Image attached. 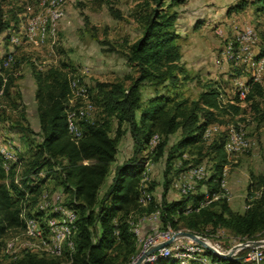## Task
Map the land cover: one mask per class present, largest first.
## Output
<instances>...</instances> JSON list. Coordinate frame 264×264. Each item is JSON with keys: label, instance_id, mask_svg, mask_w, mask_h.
I'll list each match as a JSON object with an SVG mask.
<instances>
[{"label": "trees", "instance_id": "1", "mask_svg": "<svg viewBox=\"0 0 264 264\" xmlns=\"http://www.w3.org/2000/svg\"><path fill=\"white\" fill-rule=\"evenodd\" d=\"M152 2L153 4L148 1L137 14L143 25V32L131 44L127 54L129 62L139 67V76L129 85L123 81L97 84L98 94L95 101L107 118L83 120V135L79 140L71 138L66 117V102L71 92L70 71L65 66L52 65L46 72L37 73L36 99L41 141L29 160L31 166L26 167L24 163L21 183L31 188L28 184L31 179L29 175H36L46 169L48 174H54L64 190H70L76 196L79 200L76 204L79 213L76 245L63 256L25 251L17 259H0V264H130L139 252L131 222L133 217L159 207L162 222L175 229L181 228L175 218L178 215L179 218H188L186 228L194 232L201 229L202 225L224 227L244 236H253L264 230V172L257 176V184L262 189L261 196L253 200L245 211L234 210L227 196L222 195L224 189L221 186L224 165L228 162L225 150L227 130H223L220 137H215L209 144L203 139L208 124L237 122V114L247 113L246 106L241 104L243 100L250 101L255 111H260L264 84L249 76L247 84L250 88L246 97L242 99L238 94L235 100L226 104L220 99L221 87L215 80L207 82L199 96L190 101L184 99L174 104L164 94L158 93L150 96L143 104L142 85L145 80L157 83L169 80L176 85L180 75L185 72L180 62L181 46L176 41L178 33L174 27L177 12L166 8V0ZM247 4H257L258 10L264 8V0H243L236 8L240 9ZM0 16L2 33L11 27L12 21L2 19L1 6ZM13 17L18 23V16ZM7 71L4 59L0 60V90L3 89L0 101L6 97L11 85V75H4ZM111 117H116L120 126L124 123L128 125L126 131L131 134L133 152L116 164L111 179L104 187L112 165L117 160L122 136L121 127L115 135L111 134ZM244 118L245 116L241 117ZM177 131L180 137L167 152L169 168L173 166V159L178 151L184 152L190 145L205 143V147L212 152L214 162L210 164L209 175L199 182H206L211 194L220 195L200 210L186 213V204L198 203L204 193L196 189V192L190 191L181 194L179 198L169 199L167 193L172 181L167 179L162 203L159 204L153 194L152 182L148 190L152 192L153 198L148 206L143 207L140 202L141 178L146 160L148 157L156 160L164 156L171 135ZM155 133H159L160 140L151 153L145 154ZM3 162V155L0 154V238L11 231L23 229L21 212L26 201V191L16 182V165L6 171ZM30 170L32 173L29 174ZM45 186L43 184L38 187L36 193ZM103 188L105 189L101 194ZM29 197L33 198L31 204L34 206L37 201L36 194ZM167 261L166 258H160L156 262L145 264H163ZM225 261L228 264H242L239 260Z\"/></svg>", "mask_w": 264, "mask_h": 264}, {"label": "rangeland", "instance_id": "2", "mask_svg": "<svg viewBox=\"0 0 264 264\" xmlns=\"http://www.w3.org/2000/svg\"><path fill=\"white\" fill-rule=\"evenodd\" d=\"M148 1L153 4L152 0H71L66 3L65 17L59 22L56 34L48 36L45 41H35L26 38L25 30L28 17L43 9L40 0H0L3 9L2 19L12 21L10 29L0 33V60L4 59L5 65L6 57L11 52L15 54L14 59L5 65L8 73L4 75H11V85L6 97L0 101V140L19 155L20 162L16 164L17 183H21L24 163L26 167L31 166L29 160L41 141L36 99L37 73L46 72L52 65L65 66V69L70 71V75L80 79V85L88 90L90 99L95 105L85 119L94 121L107 118L99 103L96 104L95 101L98 94L97 84L123 81L129 85L139 76V67L129 62L127 54L131 44L142 35L143 25L137 14ZM241 1L243 0H166V8L177 12L174 27L178 33L176 41L181 46L180 62L185 72L180 75L176 85L169 80L160 83L145 80L142 85L143 104L150 96L158 93L164 94L170 103L175 104L176 101L184 99L190 101L199 96L210 80L220 84V99L223 104L235 100L240 89L243 88V82L247 83L249 76L253 78L252 71L246 69L250 62L248 54H252L253 59H257L256 57L264 53V8L258 10L257 4L236 8ZM13 15L18 16V23L15 22ZM248 27L252 28L259 38L257 43L250 44V52L237 37L238 33ZM16 40L19 42L15 43ZM261 83L264 84V76ZM77 100L82 101L83 98L80 96ZM260 101V111H255L250 101H241V104L246 106L247 113H239L235 117L237 122L240 121L245 125L246 134L255 140L254 143L245 150L233 153H229L225 148L228 162L224 167L227 165L228 170L226 190L223 188L225 194L222 195L227 196L234 210L241 212L262 194V189L257 184V176L264 172V118L262 119L264 97ZM240 116L245 118L241 119ZM225 117L229 118V116ZM111 119V134L115 135L117 129L121 127L122 136L117 160L112 165L104 187L111 179L116 164L133 152V140L130 132L126 131L128 125L124 123L120 126L116 117ZM237 122L208 124L205 131L208 128L211 132L208 135L204 132V141L209 144L215 137H220L223 130L228 132L230 124ZM179 135V131L171 135L164 156L156 160L150 158L141 178V183L146 180L148 187L153 182V194L159 204L164 199L167 179L172 181L169 183L167 197L179 198L181 193L174 183L189 165L204 164L209 175L210 164L214 162L210 148H206V144L202 142L190 145L184 152L178 151L173 159V166L169 168L167 152L179 139ZM147 151L150 152L149 147ZM30 172L32 173V170L28 171L29 174ZM29 178L31 179L28 184L31 188L26 185L23 187L30 190L32 196L36 194L38 197L40 192L36 193V189L43 184L53 190H64L54 174H48L46 169L36 175L30 174ZM196 189L204 193V197L198 202L210 193L206 182L195 183L193 191L196 192ZM149 203L150 201L142 203V206L146 207ZM187 206L193 207L194 203L189 202ZM186 207L184 211L188 213ZM149 215V212L138 214V217H133L131 221L134 225L139 218L146 216L142 221L144 238L154 232L147 224L150 221ZM175 218L178 219V226H181L179 229L190 230L186 228L188 218H179L178 215ZM157 223L159 230H166L172 226L165 225L161 219ZM172 228L174 229L173 226ZM21 231H11L0 238L2 241L0 259L11 260L3 246L10 237L20 235ZM196 233L206 237L210 243L219 244L225 249L236 243L264 239V230L253 236H244L224 227L214 228L212 225H202ZM19 238L23 239V235ZM136 241L139 252L130 264H133L137 256L147 249H144V243L137 236ZM252 251L253 247L249 246L239 251L238 255L241 256L243 263H250L246 256ZM163 264H179V262L168 260Z\"/></svg>", "mask_w": 264, "mask_h": 264}, {"label": "built area", "instance_id": "3", "mask_svg": "<svg viewBox=\"0 0 264 264\" xmlns=\"http://www.w3.org/2000/svg\"><path fill=\"white\" fill-rule=\"evenodd\" d=\"M69 1L71 0H40L43 9L28 17L27 28L25 30L26 38L28 40L33 39L35 41H45L48 36L55 35L59 22L65 17V6ZM237 37L240 43L247 49H249L250 44L259 41L257 33L249 27L243 32L238 33ZM18 42L19 41L15 43ZM14 57L15 54L11 52L5 59V65H8ZM256 58L257 59H253L252 54H248L253 79L254 81L262 82L264 76V53ZM6 79L7 78H5V80ZM70 86L71 92L66 102V117L69 134L72 139L77 141L83 135L82 121L85 118H88V112L95 108V105L90 99L88 90L80 85V79L78 77L71 76ZM242 87L243 88L239 91V97L244 99L250 87L245 82H243ZM2 93L3 89L0 90V94ZM80 96L83 98L82 101L77 100ZM204 132L208 135L211 132V129L207 128ZM159 140V133H155L148 144L150 152L146 150V154L151 153L154 150ZM254 141L253 138L247 136L245 125L240 121L228 126L225 148L229 153L245 150L249 148ZM0 153L3 155V165L6 171H9L14 165L20 162L19 155L11 147L3 144L1 140ZM149 162L150 158L148 157L145 163L146 167ZM227 170L228 166L226 165L221 178V185L225 190L227 185ZM207 176L208 169L204 164L189 165V168L179 177V179L177 178L174 185L181 194H186L194 190L195 183ZM145 181L141 184V203H147L153 198V194L148 190V185ZM19 184L26 191V201L24 202L21 212L24 226L20 235L12 236L6 241L3 246L5 253L8 254L11 259H17L25 251L56 256H63L67 251H72L76 245L79 218L78 208L76 206L79 200L76 196L72 195L70 190H53L52 188L44 187L40 191L37 201L33 206L31 204V197H29L32 195L30 190L23 187L22 183ZM70 188L74 189V186L70 185ZM219 195V193H209L202 201L194 204L193 207L187 206L186 211H198L203 206L212 202ZM34 207L36 212L35 209H33ZM149 214V220L160 222V208H156L149 212ZM144 218H146V216L139 218V220L133 225L135 235L144 243V249L150 247V245L152 246L158 242L168 240L175 232L182 230L173 229L172 226H169L166 230H159L158 225L156 226L158 223H156L152 227L154 230L153 234L144 238L142 232V221ZM21 235H23V239L19 238ZM202 237L209 241L206 237ZM211 244L222 252H229L239 243L226 249L222 248L219 244ZM242 248L244 247H237L234 256H236L237 260L242 264H247L243 263L240 259L241 256L238 255ZM160 258L176 261L179 262V264H228L225 260L216 258L201 243L185 236L175 238L169 245L163 246L150 254L145 261L153 263ZM246 259L250 262L249 264H262L264 261V245L253 247V251L246 256Z\"/></svg>", "mask_w": 264, "mask_h": 264}, {"label": "water", "instance_id": "4", "mask_svg": "<svg viewBox=\"0 0 264 264\" xmlns=\"http://www.w3.org/2000/svg\"><path fill=\"white\" fill-rule=\"evenodd\" d=\"M190 237L193 240L201 243L202 245H204L207 250L209 252H211L213 255L223 259V260H228V261H237V257L234 256V252L236 250L237 247H258V246H262L264 245V239H259V240H250L248 242H243V243H239L238 245L234 246L229 252H222L220 250H218L213 244H211L209 241H207L206 239H204L201 235L197 234L196 232L192 231V230H178L177 232H175L171 238H169L168 240H164L161 242H158L152 246H150L149 248H147L146 250H144L142 253H140L137 258L135 259L133 264H145V260L146 258L152 254L153 252L157 251L158 249H160L163 246L169 245L170 243H172V241L175 238L178 237ZM262 264H264V261L262 262Z\"/></svg>", "mask_w": 264, "mask_h": 264}, {"label": "crops", "instance_id": "5", "mask_svg": "<svg viewBox=\"0 0 264 264\" xmlns=\"http://www.w3.org/2000/svg\"><path fill=\"white\" fill-rule=\"evenodd\" d=\"M247 66H248V67H247L246 69H249V70H250V68H251V63L249 62ZM172 198H178V197L175 196V197H172ZM156 223H157V222L152 221V220H150V221L147 222V224H148L149 226H151V227H153ZM145 226H146V224H145ZM145 226H144V227H145ZM148 230H149V228H148ZM67 263L69 264V262H67Z\"/></svg>", "mask_w": 264, "mask_h": 264}]
</instances>
